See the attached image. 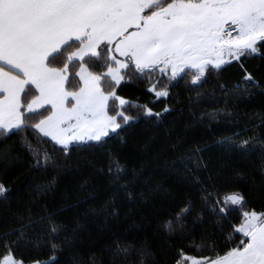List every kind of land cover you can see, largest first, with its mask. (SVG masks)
Listing matches in <instances>:
<instances>
[{
	"label": "snow or ice",
	"instance_id": "obj_1",
	"mask_svg": "<svg viewBox=\"0 0 264 264\" xmlns=\"http://www.w3.org/2000/svg\"><path fill=\"white\" fill-rule=\"evenodd\" d=\"M257 56L264 60V0H0V173L24 167L44 175V182L34 186L35 202L53 191L59 174L79 171L85 162L96 169L84 157L73 160L74 152H103L116 138L122 143L121 133L141 119L129 114V101L116 94L122 81L147 76V91L160 98L170 95L173 82L190 76L185 86L196 92L197 98L190 100L196 104L207 76L219 75L235 62L241 79L231 87L219 84L227 108V98H248L250 89L259 87L244 63ZM112 100L115 109L109 105ZM170 111L167 104L160 111L145 105L142 118L157 124ZM219 111L209 118L215 119ZM251 116L261 118L253 135H244L249 130L245 128L214 143L245 158L258 153L264 176V139L255 133L256 127H264V112ZM208 148L194 146L167 165L182 170L198 201H182L159 230L189 231L186 218L199 202L202 208L193 224L203 220L207 209L223 243L201 236L200 243L193 241L200 255H187L181 247L172 264H264V207L258 211L246 206L237 184L217 181L213 173L201 175L209 168L202 156ZM96 171L114 191L133 198L131 187L138 174L133 170L132 179H125L127 169L119 157L107 153L106 164ZM243 175L233 172L237 179ZM86 186L87 180L81 184ZM10 195L11 189L0 182V202ZM237 210L238 222L226 223ZM26 211L17 217V227L0 233V264H24L15 255L21 240L43 237L55 252L73 239L66 234L58 240L66 228L54 213ZM204 251L214 254L205 256ZM112 254L120 257L114 264H157L149 260L148 248L117 244ZM133 254L137 259L130 260ZM45 264H54V258Z\"/></svg>",
	"mask_w": 264,
	"mask_h": 264
},
{
	"label": "trees",
	"instance_id": "obj_2",
	"mask_svg": "<svg viewBox=\"0 0 264 264\" xmlns=\"http://www.w3.org/2000/svg\"><path fill=\"white\" fill-rule=\"evenodd\" d=\"M244 63L259 87L251 88L252 95L248 98H227V108L219 84L231 87L241 79L242 70L235 62L219 75L210 73L207 76L199 86L201 95L196 104H190V100L197 98L196 92L185 86L190 76H185L178 83L173 82L170 95L158 99L147 91L150 83L147 76L138 82L125 80L116 86V94L129 101L126 108L129 114L141 119L121 133L124 137L122 143L116 138L109 141L103 152H74L72 159L84 157L98 169L106 164L107 153L119 157L127 169L125 179H132L133 170L138 174L131 187L134 194L131 200L127 193L114 191L106 177L98 175L87 162L81 164L79 171L59 174L53 191L48 195L41 194L35 202L33 189L37 183L44 182V175L30 173L24 167L14 168L6 175L0 173V182L11 189L10 199L0 202V233L17 227V217L26 216V210L30 208L37 214L45 210L55 214V220L66 228L58 240H64L66 234L73 237L55 252L43 237L38 241L30 238L21 240L15 250L16 258H23L24 264L48 262L53 258L54 264H114L120 257L114 256L112 249L119 244L137 250L148 248L152 253L150 261L172 264L181 247L187 255H200L193 241L200 243L201 236L211 235L223 243L207 209L203 210V220L193 224L197 210L202 208L199 202L194 204V211L186 218L189 231L165 234L159 230V225L170 215H175L182 201L188 198L198 201L197 191L182 170L167 165L201 144L209 146L208 151L202 153L209 168L201 175L207 178L213 173V179L217 181L237 184L247 199L246 206H253L258 211L264 207V176L261 175L258 153L245 158L214 143L245 128L249 130L244 135L251 136L253 126L261 124L259 116L249 117L253 113L264 112V60L257 56L246 58ZM165 104L171 111L161 122L153 124L142 118L143 106L160 111ZM109 105L113 109L117 106L114 100ZM133 105L139 107L134 108ZM217 109L220 111L216 118L210 119L209 114ZM230 112L233 114L229 118ZM255 133L264 139V127H256ZM234 171L242 172L243 178L234 177ZM85 180L87 186L82 188ZM220 187L225 186L221 184ZM238 218L239 210L232 212L226 223L238 222ZM239 238L236 234V239ZM213 254L203 252L205 256ZM135 259L137 257L133 254L130 260Z\"/></svg>",
	"mask_w": 264,
	"mask_h": 264
},
{
	"label": "rangeland",
	"instance_id": "obj_3",
	"mask_svg": "<svg viewBox=\"0 0 264 264\" xmlns=\"http://www.w3.org/2000/svg\"><path fill=\"white\" fill-rule=\"evenodd\" d=\"M157 98V97H156ZM160 98H165V97H160ZM158 99V98H157ZM31 264H33V263H31ZM40 264H45V262H40Z\"/></svg>",
	"mask_w": 264,
	"mask_h": 264
}]
</instances>
